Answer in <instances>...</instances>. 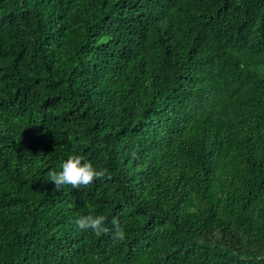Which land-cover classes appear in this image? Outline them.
I'll return each instance as SVG.
<instances>
[{"label":"trees","instance_id":"1","mask_svg":"<svg viewBox=\"0 0 264 264\" xmlns=\"http://www.w3.org/2000/svg\"><path fill=\"white\" fill-rule=\"evenodd\" d=\"M0 264H264V0H0Z\"/></svg>","mask_w":264,"mask_h":264},{"label":"clouds","instance_id":"2","mask_svg":"<svg viewBox=\"0 0 264 264\" xmlns=\"http://www.w3.org/2000/svg\"><path fill=\"white\" fill-rule=\"evenodd\" d=\"M103 173L98 171L91 162L83 160L80 156H70L61 164L59 172L51 174V182L57 188L61 186H71L78 189L81 186H88L94 180L100 179ZM105 218L102 215H87L76 220V227L83 232H94L96 234L105 231L103 228ZM116 225V233L114 239L123 241L126 238V232L120 228L119 224L114 220Z\"/></svg>","mask_w":264,"mask_h":264}]
</instances>
